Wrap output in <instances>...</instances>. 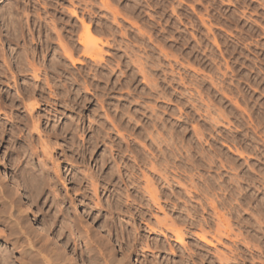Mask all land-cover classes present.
Masks as SVG:
<instances>
[{
	"label": "clouds",
	"instance_id": "clouds-1",
	"mask_svg": "<svg viewBox=\"0 0 264 264\" xmlns=\"http://www.w3.org/2000/svg\"><path fill=\"white\" fill-rule=\"evenodd\" d=\"M0 264H264V0H0Z\"/></svg>",
	"mask_w": 264,
	"mask_h": 264
}]
</instances>
